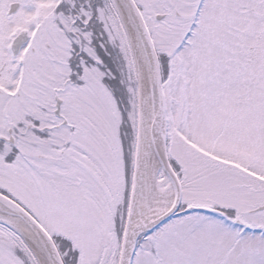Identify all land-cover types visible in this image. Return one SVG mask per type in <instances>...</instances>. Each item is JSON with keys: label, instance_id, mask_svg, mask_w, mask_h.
I'll return each instance as SVG.
<instances>
[{"label": "snow or ice", "instance_id": "1", "mask_svg": "<svg viewBox=\"0 0 264 264\" xmlns=\"http://www.w3.org/2000/svg\"><path fill=\"white\" fill-rule=\"evenodd\" d=\"M0 264H264V0H0Z\"/></svg>", "mask_w": 264, "mask_h": 264}]
</instances>
